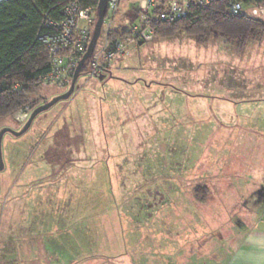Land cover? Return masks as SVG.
I'll use <instances>...</instances> for the list:
<instances>
[{
    "label": "rangeland",
    "instance_id": "374dc122",
    "mask_svg": "<svg viewBox=\"0 0 264 264\" xmlns=\"http://www.w3.org/2000/svg\"><path fill=\"white\" fill-rule=\"evenodd\" d=\"M134 5V0L121 2L115 27L128 26ZM229 39L248 41L247 46L229 47ZM262 61L264 27L248 33L157 38L137 54L117 60L113 77L80 76L73 95L39 114L24 134L6 133L0 170V264L9 237L12 247L24 250L36 248L38 240L45 245L51 241L60 252L48 256L59 264L74 258L75 264H83L94 253L92 264H100L98 254L108 243L104 236L114 232L124 253L150 246L148 239L138 244L131 238L134 234L170 232L171 243H179L184 231L194 228L186 230L176 215L189 194L178 174L195 168L201 156L204 169H209L214 138L229 137L227 129L215 126L217 121L211 123L221 114L213 107L217 87L226 85L232 74L245 76L234 79L238 85L259 88ZM70 85L42 82L28 105L0 119V130H20L39 104ZM231 108L226 113L262 117V110ZM235 129L233 136L245 131ZM235 161L236 168L252 163L228 159L221 166L232 168ZM24 188L28 192L18 193ZM101 200L107 207L97 206ZM166 217L173 219L170 226ZM227 225L203 223L204 250L215 235L226 233ZM154 242L161 245L163 239Z\"/></svg>",
    "mask_w": 264,
    "mask_h": 264
},
{
    "label": "crops",
    "instance_id": "0c3cea01",
    "mask_svg": "<svg viewBox=\"0 0 264 264\" xmlns=\"http://www.w3.org/2000/svg\"><path fill=\"white\" fill-rule=\"evenodd\" d=\"M228 43L233 48L247 46L239 39H229ZM242 77L245 76L235 77L231 74L227 77L226 85L217 87L213 96V107L221 114L220 118L211 123L217 121L215 126L227 129L225 131L229 132V137L225 139V136L217 135L214 138V146L209 149L211 159L204 158L211 160L209 169H204L201 156L195 168L185 169L184 173L178 174L183 179V188L189 194L185 195L183 209L176 215L179 216V222L185 224L186 230L188 227L194 230L184 231L185 235L181 238L179 236L180 242L177 244L171 243L170 232L157 235L148 233L144 236L134 234L131 238L138 244L143 243V239H148L150 246L125 253L117 248L120 236L116 232L109 233L104 236L108 241L103 247L104 253L98 254V259L102 261L100 264H264V61L262 77H256L262 78L259 88L249 90L234 81ZM231 107L262 110V117L253 119L226 113L233 110ZM235 128H243L245 131L233 136L230 132L236 131ZM228 159H247L252 163L244 168H236L235 161L232 168H226V165L222 167L221 161ZM198 185H205L209 189L205 201L197 199L195 195V187ZM21 192H28V189L18 191L20 194ZM97 204L107 207L105 200L98 201ZM165 220L168 226L173 222L171 217H166ZM203 223L216 226L228 224L230 228L223 236L212 237L208 250H204ZM197 224L199 230L196 229ZM155 239H163V242L161 245L157 244ZM38 242L34 249H17L11 246L14 242L9 237L6 240L8 246L1 249L4 264H19L22 256L25 264H59V260L51 256H57L60 248L52 247L51 241L49 245L40 243V240ZM160 254L166 258L159 259ZM94 255L97 254H90L82 259L83 264H92ZM135 255L141 256L135 258ZM66 262L75 264L76 259Z\"/></svg>",
    "mask_w": 264,
    "mask_h": 264
},
{
    "label": "trees",
    "instance_id": "16d2710c",
    "mask_svg": "<svg viewBox=\"0 0 264 264\" xmlns=\"http://www.w3.org/2000/svg\"><path fill=\"white\" fill-rule=\"evenodd\" d=\"M70 1L74 0L0 1V119L11 116L28 105L30 96L42 85V77L50 72V50L39 38V34L57 33L55 27H45L43 22L45 19L61 20L62 8ZM77 1L84 7L96 9L99 4V0ZM245 2L264 4V0ZM128 26L121 24L118 28L115 27L110 36L113 38L121 32L127 33ZM152 27L154 39H157L180 33L197 36L208 31L222 34L248 33L264 27V21L249 15L234 16L227 10L226 4L219 1L194 8L187 17L175 23L155 20ZM88 62L83 66L80 76L87 75ZM109 75L114 76L113 70H110ZM195 195L197 199L205 201L209 195L208 187L196 186Z\"/></svg>",
    "mask_w": 264,
    "mask_h": 264
},
{
    "label": "built area",
    "instance_id": "2783aa9c",
    "mask_svg": "<svg viewBox=\"0 0 264 264\" xmlns=\"http://www.w3.org/2000/svg\"><path fill=\"white\" fill-rule=\"evenodd\" d=\"M122 1L108 0L102 33L87 60L89 78L106 76L117 60L137 54L142 45L153 41L152 24L155 20L175 23L187 17L192 9L219 1L224 2L234 16L249 15L264 19V4H248L245 0H134L135 5L131 9L133 17L131 24L128 21L127 33L121 32L112 38L110 33L115 28V18ZM155 8L156 11H153ZM62 16L61 20L45 19L43 22L45 27H55L57 33L39 34L48 46L51 58V70L42 77L44 84L68 86L71 83L92 38L97 9L84 7L74 0L62 8Z\"/></svg>",
    "mask_w": 264,
    "mask_h": 264
},
{
    "label": "water",
    "instance_id": "95a60500",
    "mask_svg": "<svg viewBox=\"0 0 264 264\" xmlns=\"http://www.w3.org/2000/svg\"><path fill=\"white\" fill-rule=\"evenodd\" d=\"M107 4H108V0H99V4L97 7V21H96V24H95V27H94V30L92 33V38L90 40L87 51L85 52L83 57L80 59L78 65L74 71V74H73V77L71 80V85H70L69 89L65 93H63L59 96H56L53 99H51L50 101L45 102L42 105L35 108L33 110V112L31 113V115L29 116V118L26 121L23 128H21L20 130H13L10 128H3L2 130H0V170H3V168H4V160H3V152H2V140H3L4 135L6 133H11L12 135H15V136H20V135L24 134L25 132L28 131V129L31 127L33 121L35 120V118L39 114L50 109L55 104H57L59 101L69 99L73 95V93L75 92L76 84H77L78 79L81 75V70H82L83 66L85 65L86 61L92 56L94 48L97 44V41H98V39L102 33L104 19H105L106 13H107ZM104 77H105L104 75L100 76L101 79H104Z\"/></svg>",
    "mask_w": 264,
    "mask_h": 264
},
{
    "label": "bare ground",
    "instance_id": "6f19581e",
    "mask_svg": "<svg viewBox=\"0 0 264 264\" xmlns=\"http://www.w3.org/2000/svg\"><path fill=\"white\" fill-rule=\"evenodd\" d=\"M1 1V0H0Z\"/></svg>",
    "mask_w": 264,
    "mask_h": 264
}]
</instances>
